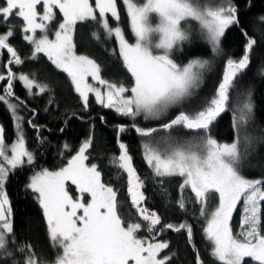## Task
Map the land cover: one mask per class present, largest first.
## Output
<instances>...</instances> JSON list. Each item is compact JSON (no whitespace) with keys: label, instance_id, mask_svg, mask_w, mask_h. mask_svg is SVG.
<instances>
[{"label":"snow or ice","instance_id":"1","mask_svg":"<svg viewBox=\"0 0 264 264\" xmlns=\"http://www.w3.org/2000/svg\"><path fill=\"white\" fill-rule=\"evenodd\" d=\"M253 6L252 0H244L246 10ZM122 12L133 42L121 24ZM243 15L239 0H3L0 103L13 121L14 133L12 142L6 143L5 128L0 125V264H171L177 253L168 251L170 241L160 239L169 230L185 234L195 264H204L193 243L192 225L187 220L163 223L161 215L147 206L146 180L134 166L128 144L120 139L130 130L140 138L149 180L160 185L165 199L170 195L166 185L178 178L174 206L186 212L189 201L199 205L213 264H245V258L248 264H264V175L248 178L244 174L246 166L264 169V159L249 158L256 139L249 131L256 106L253 89L246 85L243 91L237 90L235 83L249 69L254 49L261 43L256 35H249ZM193 23L212 57L222 55L230 29L245 39L242 55L225 59L219 79L207 94H200L199 89L210 59L194 57L184 63L174 56L192 42ZM89 24L95 26L89 33L92 42L102 46L101 32L104 40L115 42L110 52L118 58L128 83L105 79L101 64L77 53V26ZM257 25L264 27V13L251 22L254 32H259ZM17 35L29 47V55L19 53L13 43ZM41 56L66 74L83 111H88L92 96L97 105L128 121L115 125L118 152L109 158L118 184L104 182L99 165L87 163L94 125L64 166L32 170L37 153L28 147L24 124L35 131L38 143L43 144L45 138L40 135L42 126L34 122L35 109H27L14 85L19 82L28 96L51 93L35 73L22 71L26 60L37 61ZM258 66L259 75L264 76V52L258 56ZM255 75L254 71L253 80ZM230 93L234 94L230 97ZM21 108L31 111L27 120ZM225 112L231 115L229 142L212 135ZM99 119L107 122L104 116ZM145 122L155 123L142 126ZM62 147L72 150L67 143ZM26 166L31 175L24 188L42 210L54 255L51 261L38 254L26 237L18 238L14 226L5 185L10 174ZM70 186H75V195L70 194ZM122 191L129 205L126 209ZM212 200L216 203L209 209ZM238 205L239 223L234 231ZM126 216L135 219L126 220Z\"/></svg>","mask_w":264,"mask_h":264},{"label":"trees","instance_id":"2","mask_svg":"<svg viewBox=\"0 0 264 264\" xmlns=\"http://www.w3.org/2000/svg\"><path fill=\"white\" fill-rule=\"evenodd\" d=\"M253 7L250 10L244 8V0H239L241 11L246 12V15L241 17L242 21L249 24V35H256L261 46L254 49L252 56V63L246 73L238 77L236 80L237 90L243 91L245 86H250L253 89V99L256 106V116L254 123L249 126L250 133L256 137L250 159L260 158L264 159V76L259 75L258 56L264 52V42L261 41V36L264 35V27L257 25L259 32H254L251 27V22L255 20L256 16L264 13V0H252ZM3 0H0V5ZM121 24L125 29L130 42H133L127 25V18L122 12ZM3 28L0 27V31ZM95 30V26L89 24L87 26L78 25L76 33V51L78 54L88 55L95 59L102 66L101 75L105 79L113 81L123 80L128 83L124 71L120 68V62L117 57L111 55L110 49L114 48V41L104 40L101 32L102 46L91 41L89 33ZM13 43L17 46L19 53L22 56L30 54L29 47L24 44L19 35H17ZM245 39L235 28L230 29L222 43L223 53L220 56L212 57L209 53L208 46L199 39L196 32V26H192V42L184 45L183 52L174 54L178 62L186 63L189 59L194 57L208 58L211 61L210 67L204 72V84L199 89L200 94H207L211 91V85L214 84L220 77L223 69L224 61L227 57L239 58L242 55L243 45ZM108 49L109 51H106ZM4 59H7L5 52ZM14 70H16L14 68ZM0 71L3 67L0 66ZM26 74L35 73V78L40 82L47 84L52 90L51 93H44L43 95L28 96L25 89L19 82H15L14 91L16 96L20 97L27 104V109H35L37 115L34 122L42 126L40 135L43 136L44 143L37 142V134L35 131L24 124V131L27 138V144L30 150L37 153L36 163L31 166L32 170H39V168H47L49 170H58L67 163V160L75 154L81 142H83L89 132L90 126L94 125V143L93 147L89 149L88 164L96 163L102 172V179L106 183L118 184L116 179V170L109 163L111 154L117 153L116 132L115 125L119 123H128V121L117 116L113 111L103 109L97 105L93 97L89 99L88 111H83L77 95L73 92L66 74L55 70L54 66L42 57L37 61H27L22 69ZM256 72L253 80V73ZM3 85L0 84V88ZM234 93H230V97ZM51 97L53 103L49 105V98ZM230 106L232 101L230 99ZM47 108V111L45 109ZM20 109L24 115L25 120L31 116V111ZM73 113L75 115L73 116ZM104 116L106 123H102L99 119ZM71 117V119H68ZM68 120L67 125L64 121ZM155 122H145L142 126H152ZM0 125L5 128V139L7 143L13 140L14 126L13 121L9 116L5 106L0 103ZM64 128V131H59ZM212 135L219 141L229 142L232 136L231 129V115L225 112L218 118V121L213 126ZM122 139L129 146L130 154L133 156V164L140 175L146 180V187L144 189L145 195L148 197L147 206L157 211L161 217L162 222L179 223L182 220H187L193 227V243L196 249L199 250L200 257L204 264H213L210 258V246L205 241L202 233L204 226L203 220L199 217V205H193L191 201L188 203V210L186 212L179 211L175 206V201L178 196V178L173 179L166 185L167 191L170 194L165 199L160 185L152 180H149V169L142 159L140 151V138L134 131H129L123 134ZM67 143L71 146V151H65L63 145ZM28 166L23 170H18L17 173L10 174L6 182V191L12 204L14 215V226L17 232V237H26L31 243L36 246L37 253L43 254V258L51 261L54 259L53 250L49 246V240L46 233V222L43 218L42 210L38 202L34 199L30 192H26L24 185L27 178L31 175V171L27 170ZM244 174L248 178H260L264 175V169L249 170L246 166ZM74 186H70L69 190L75 195ZM185 195H189L186 191ZM123 200V208H128V201L124 198L123 191L121 197ZM216 201L209 202V209L215 206ZM240 215V206L238 205L236 213L233 215L232 225L234 231L238 228ZM126 220L135 219L134 216L125 217ZM162 240L170 241L171 248L168 251L175 250L178 258H174L171 264H195V253L189 245L186 235L183 233H174L171 230L167 231L160 237ZM161 255H164L162 253ZM249 258H245V264H248Z\"/></svg>","mask_w":264,"mask_h":264},{"label":"rangeland","instance_id":"3","mask_svg":"<svg viewBox=\"0 0 264 264\" xmlns=\"http://www.w3.org/2000/svg\"><path fill=\"white\" fill-rule=\"evenodd\" d=\"M154 23H155V20L153 21ZM89 82L90 83H92V81H91V78H89ZM90 97H92V96H90ZM94 98V97H93ZM90 99V98H89ZM7 143V142H6ZM75 187V186H74ZM70 191V190H69ZM70 194H72V192L70 191Z\"/></svg>","mask_w":264,"mask_h":264}]
</instances>
